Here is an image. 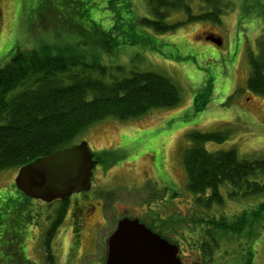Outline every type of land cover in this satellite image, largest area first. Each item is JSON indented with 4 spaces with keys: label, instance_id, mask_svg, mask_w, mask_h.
Returning a JSON list of instances; mask_svg holds the SVG:
<instances>
[{
    "label": "rangeland",
    "instance_id": "obj_1",
    "mask_svg": "<svg viewBox=\"0 0 264 264\" xmlns=\"http://www.w3.org/2000/svg\"><path fill=\"white\" fill-rule=\"evenodd\" d=\"M188 1L194 13L206 9L203 0ZM149 16V0H0V67L17 51L57 44L89 62L107 65L119 77L117 66H124L128 75L132 71L166 75L181 94L175 107L153 108L126 120L109 117L74 139V145L87 141L96 158L106 159L94 168L95 186L87 193L98 188L104 211L96 221L101 223L95 229L89 226L85 238L86 249L93 246L92 239L96 247L84 252L89 255L83 261L72 260L74 202L79 195L71 196L70 210L52 241L54 263L104 264L105 240L125 215L171 237L181 245L184 263L195 264L199 256L194 250L205 241L214 245L207 235L213 217L233 219L248 211L241 237L235 242L218 240L219 248L208 264H243L249 248L252 264H264V215L251 216L263 197H231L230 188L222 186L224 205L208 209L188 188L182 162L191 131L228 132L225 141L205 144L210 152L235 149L242 159L264 158V95L247 87L250 56L258 55L264 45V0H229L222 23L216 25L189 22L186 10H171L168 21L183 24L169 32L144 26L140 20ZM209 31L223 44L210 39L205 33ZM103 79L111 81L110 76ZM18 172L16 167L0 171V196L13 194L18 204H25L16 207L24 223L21 250L3 249L0 259L19 264L21 256L29 264H47L42 241L62 203L27 198L15 185Z\"/></svg>",
    "mask_w": 264,
    "mask_h": 264
},
{
    "label": "trees",
    "instance_id": "obj_2",
    "mask_svg": "<svg viewBox=\"0 0 264 264\" xmlns=\"http://www.w3.org/2000/svg\"><path fill=\"white\" fill-rule=\"evenodd\" d=\"M203 1L206 9L194 13L188 0H149L151 16L142 17L140 22L158 32L174 31L183 23L169 22V12L184 9L189 22L221 24L229 0ZM70 50L66 46L43 44L17 51L0 67V171L20 169L39 156L69 148L79 134L106 118H137L153 108L175 107L181 101L179 87L166 75L153 71H132L128 75L124 66H117L122 74L119 77L107 65L89 62ZM106 76L111 81L104 80ZM247 87L264 95V45L258 55L250 56ZM228 136L224 131L189 132L191 145L182 154L188 188L197 195V203L208 209L213 204L224 205L222 186L230 188L231 197L261 195L263 200L251 213L259 218L264 215V158L242 159L235 149L210 152L205 147L207 142H223ZM102 157L95 159L103 163L106 159ZM18 202L13 194L0 196V251L15 246L21 250L24 223L20 222V209L16 207L25 204ZM66 207L62 201L58 218L45 232L42 245L47 264H55L52 241L64 220ZM249 216L245 211L233 219L224 215L213 217L207 235L214 245L210 247V242L205 241L199 250L193 249L199 256L195 264L211 261L214 250L219 248L218 240L235 242L240 238ZM243 257V264H252L250 248ZM19 260V264H29L21 256ZM0 264L6 262L0 259Z\"/></svg>",
    "mask_w": 264,
    "mask_h": 264
},
{
    "label": "water",
    "instance_id": "obj_3",
    "mask_svg": "<svg viewBox=\"0 0 264 264\" xmlns=\"http://www.w3.org/2000/svg\"><path fill=\"white\" fill-rule=\"evenodd\" d=\"M223 44V39L210 36ZM98 164L87 141L39 156L23 165L15 179L19 191L32 199L52 203L92 188ZM104 264H184L180 247L155 233L138 218H122L106 239Z\"/></svg>",
    "mask_w": 264,
    "mask_h": 264
},
{
    "label": "flooded vegetation",
    "instance_id": "obj_4",
    "mask_svg": "<svg viewBox=\"0 0 264 264\" xmlns=\"http://www.w3.org/2000/svg\"><path fill=\"white\" fill-rule=\"evenodd\" d=\"M205 33H208V32H205ZM217 38H219V37H217ZM93 185L95 186L94 182L92 181V188H93ZM97 187H99V186H97ZM92 188L89 191H91ZM89 191L75 193V195L78 194L79 197L76 198L75 202H74L75 209H74L73 215H74L75 226H74V229L72 231L73 235L71 237V242H70V245L72 246V249H73L72 254H70V256H72V260H73V258H75L77 261L78 260L83 261V259L85 258V257L83 258V256L86 255V257H87L89 255L88 253L84 254V252H89L90 247H92L91 250L96 247L95 239H92L93 246H90L88 249H86L85 238L87 240V236L89 234V233H87V230L89 229V226H92L95 229L97 227V225H99L101 223V222L96 223V221H98V214L100 212L103 213V211H104V202L98 201V199L102 198V196H103L98 191V188L95 191H93L91 194H87ZM70 199H71V197L69 199H67L66 201H63V202H66V204H67L65 217L67 216V214L70 210V204H71ZM57 202L62 203V201H57ZM65 217H64V219H65ZM125 217H128V216L124 215L123 218H125ZM129 218H138V217H129ZM90 220H93L94 223H92ZM140 221L142 222V220H140ZM146 226L151 228V230H153L154 232L160 234L162 237L169 240L171 243L179 245L180 251H181L180 257L182 259L183 249H182L180 244L171 240L170 239L171 237H168V236L162 234L161 231L157 230L156 228H153L150 225H146ZM105 248H106V240H105Z\"/></svg>",
    "mask_w": 264,
    "mask_h": 264
}]
</instances>
